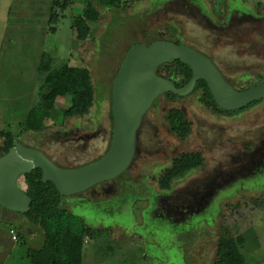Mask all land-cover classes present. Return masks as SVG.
<instances>
[{
    "label": "rangeland",
    "instance_id": "1",
    "mask_svg": "<svg viewBox=\"0 0 264 264\" xmlns=\"http://www.w3.org/2000/svg\"><path fill=\"white\" fill-rule=\"evenodd\" d=\"M53 2L0 0V126L21 141L44 142L60 160L64 154L70 163L94 160L100 156H93L96 148L95 154L109 148L113 83L126 53L137 43L172 37V26L179 30L176 38L211 44V52L224 59L227 75L237 87L245 86L244 76H264V51L256 54L264 36L256 37L261 30L252 20L250 42H244L248 55L241 57L237 43L225 42L226 37L208 25L202 28L201 19L225 25L245 13L258 20L264 16V0H140L125 10L101 8L102 18L91 23L92 33L84 42L77 39L72 24L76 8L84 7L85 1L69 0L65 9L55 8ZM43 60L51 68L68 64L90 69L95 103L89 114L62 117L70 98H46L47 89H41L46 76L40 68ZM160 70L169 76L165 66ZM173 107L181 108L193 122L185 141L167 123L166 114ZM31 112L45 125L40 133L24 131ZM77 126L107 129L101 138L108 146L102 149L104 140L99 137L90 152H82L54 141L58 130ZM210 131L217 134L208 144L204 138L212 137ZM139 137L137 156L125 173L66 198L75 216L110 232L106 238H87L84 263L213 264L220 235L228 230L237 236L246 264H264V142L258 140L264 141V100L226 117L212 113L198 93L178 99L163 94L146 113ZM181 151H202L204 165L176 180L172 190H162L161 168ZM19 185L27 189L24 177ZM43 241L40 227L0 207V264H29L28 248H40Z\"/></svg>",
    "mask_w": 264,
    "mask_h": 264
},
{
    "label": "trees",
    "instance_id": "2",
    "mask_svg": "<svg viewBox=\"0 0 264 264\" xmlns=\"http://www.w3.org/2000/svg\"><path fill=\"white\" fill-rule=\"evenodd\" d=\"M84 1V7L76 8L72 24L77 33V39L81 42L90 37L92 33L91 23H98L101 20V8L125 10L140 0ZM53 4L55 8L65 9L69 5V0H54ZM174 32L175 30H172V33ZM176 43L179 44V41ZM41 64L40 68L46 73L41 85L42 90L47 89L46 98H70V106L64 109L62 117L68 119L87 115L95 103V86L90 69L68 64L51 68L45 60ZM163 66L168 70L169 76L167 78L173 80L177 87L185 86L192 77L191 68L180 60L171 64H163ZM263 81L264 76L239 90L247 89ZM193 93L200 94L201 102L214 112L228 114L236 112L221 109L204 80L197 82ZM167 95L171 99L184 97L173 93H167ZM256 103L258 101L249 106ZM166 120L172 132L182 140L186 139L192 132V121L181 108L173 107L169 109ZM42 122L36 120L31 112L26 119L24 131L40 133L45 129ZM18 139L11 130L3 129L0 126V156L8 153L10 148L14 146V141ZM204 160L205 158L201 152H183L176 156L171 166L164 169L160 174L158 178L160 188L169 190L175 179L201 167ZM42 176L43 173L40 168L34 169L24 176L27 186L26 191L32 198V203L27 213H17L43 231L44 241L42 246L40 248H28L27 250L29 264H86L83 257L87 238L97 240L102 237H109V229L108 227L95 228L82 218L75 216L67 207V197L62 196L52 182H42ZM17 229L19 230V228ZM18 235L19 237L23 236L21 230H19ZM213 264H246L237 236L228 230L220 235L217 256Z\"/></svg>",
    "mask_w": 264,
    "mask_h": 264
},
{
    "label": "water",
    "instance_id": "3",
    "mask_svg": "<svg viewBox=\"0 0 264 264\" xmlns=\"http://www.w3.org/2000/svg\"><path fill=\"white\" fill-rule=\"evenodd\" d=\"M177 60L192 70L190 81L183 87L157 72L161 65ZM199 80L207 82L217 105L226 111H237L264 100V81L238 90L209 57L184 43L161 39L150 44L137 43L129 48L114 79L113 131L107 152L85 165L64 168L38 148L15 140L8 153L0 156V207L22 214L30 210L32 198L19 185V179L38 168L43 173L42 182H52L66 197L115 179L131 165L137 131L155 100L165 93L185 97Z\"/></svg>",
    "mask_w": 264,
    "mask_h": 264
},
{
    "label": "flooded vegetation",
    "instance_id": "4",
    "mask_svg": "<svg viewBox=\"0 0 264 264\" xmlns=\"http://www.w3.org/2000/svg\"><path fill=\"white\" fill-rule=\"evenodd\" d=\"M241 13V12H240ZM234 14V13H233ZM201 19H202V28H205L206 27V25H208L209 26V30H213L214 31V33L216 34V33H219L220 34V36H224V38H225V42H227V43H237L236 44V47L237 48H239L240 49V51L241 52H239L238 51V55H240L241 57H244V56H247L248 55V49H249V46H246V45H244V42H250V33H251V31L252 30H254V27H250L249 26V22L252 20V22L255 24V25H257V27H258V30H261V32L260 33H257V36L256 37H259V39H260V37L262 38V36H264V26H263V28L262 29H260L261 28V26L264 24V16H262V17H259L258 18V20H255V18L253 19V17H251L249 14H245V13H241V15L237 18V20H234L233 19V22L232 23H227V24H225V25H218V24H216V22H214V21H209L207 18H205V17H203V16H201ZM230 21V20H229ZM257 27L255 28V30L257 29ZM251 28V30H249ZM170 29L171 30H175V32L174 33H172V37H165V38H163V37H160L159 39H157V40H169V41H173V42H177V41H179V44H182V43H184V44H186V45H188V46H190V47H192V48H194V49H196V50H198L199 52H201V53H203L204 55H206L207 57H209L215 64H216V66L220 69V71L222 72V74H223V76L225 77V79L230 83V84H232L235 88H237L238 90L240 89V88H242V87H237L236 86V84H234V82L231 80V78L227 75V72H226V70H225V68H224V66H223V64H224V59L220 56V54L219 53H215L214 54V52H211V50L213 49V46H211V44H209L208 45V43L207 42H192V43H188V42H185L183 39H181V38H176V35H177V33H179L178 31V28L176 27V26H172V27H170ZM213 33V32H212ZM176 34V35H175ZM174 36V37H173ZM236 41V42H235ZM214 42V41H213ZM141 43H147V44H150V42H141ZM152 43V42H151ZM253 43H255V42H253ZM256 43H258V42H256ZM262 45V46H261ZM261 45L259 46H257V51H256V54L257 55H259L260 54V52H261V49L264 51V42L263 43H261ZM256 47V44H254L253 45V49ZM211 53V54H210ZM213 53V54H212ZM254 59H257L256 57H254ZM240 63H242V64H244V63H250V62H248L247 60H236V64H240ZM163 66V65H162ZM162 66H160L159 68H158V74L159 75H161V76H163V77H167V75L166 74H164V73H162L161 72V70H160V68L162 67ZM241 69H245V66L243 65L242 67H241ZM260 77H263V76H257V78H254V79H251L250 78V76H247V77H243L242 79H244V81H245V85H248V84H250L251 82H253V81H255V80H257L258 78H260ZM165 94H167V93H165ZM153 106V105H152ZM249 106V105H248ZM250 107V106H249ZM248 107V108H249ZM247 109V107L246 108H243L242 110H237L235 113H233V114H228V113H217V112H214V111H212V110H210L212 113H214L215 115H219V116H226V117H228V116H233L234 114H236V113H240V112H242V111H244V110H246ZM149 111V110H148ZM90 113V112H89ZM88 113V114H89ZM146 115V114H145ZM145 115H144V117H145ZM112 109H111V118H112ZM82 117H84V116H82ZM144 117H143V120H142V123H141V126L139 127V129H138V131H137V138H136V153H135V156H134V159L136 158V156H137V153H138V145H139V139H140V132H141V129H142V126H143V122H144ZM188 117V116H187ZM73 118V117H72ZM149 127H151L150 126V124H149ZM192 131H193V122H192ZM106 132H107V129H105V128H103L102 126H96V127H94V129L93 128H91V127H89V126H87V127H84V126H77V127H75L74 129H69V130H62V129H60V130H58L56 133H55V136H54V141L55 142H60L61 143V145L63 146V147H65V146H69V147H74L76 150H78V151H82V152H90V146H91V143L93 142H95L96 140H98L99 139V137L101 138V136H106ZM203 132H207L208 133V131L206 130H203ZM173 133V132H172ZM206 133V134H207ZM192 134V132L190 133V135ZM210 134L212 135H215V134H217V133H214L213 131H210ZM176 135V134H175ZM189 135V136H190ZM212 135V137L210 138L209 136H207V137H205L204 139H206L205 140V142L207 141L208 142V144H211V143H213L214 142V139L216 138L215 136H213ZM104 136V137H105ZM149 136H150V138H154L155 137V133H150L149 134ZM189 136L186 138V139H184V141L185 140H187L188 138H189ZM104 137H102L101 138V140H104V147L102 148V149H104L105 147H107L108 146V141H106L107 139H105ZM146 137H147V135H146ZM178 137V136H177ZM215 137V138H214ZM180 139V138H179ZM20 142H22L24 145H26V146H29V147H34V148H38L39 150H41V151H43L51 160H53L57 165H59V166H61V167H64V168H75V167H79V166H82V165H85V164H87V163H90V162H92V161H95V160H97V159H99L101 156H103L106 152H107V150L106 151H104V152H102V154H95L96 153V151H98L99 149L98 148H96V150L92 153L93 154V156L95 157L96 155H100V156H98L97 158H95L94 160H92V158H90V159H84L83 161H80V162H78V163H70L67 159V156L64 154V158H62V160H60L59 158H57L56 156H54V155H52V154H50V152H49V150H48V148L45 146L46 144L44 143V142H39V143H28V142H24V141H21V139H18ZM45 139H43V141H44ZM182 140V139H181ZM258 140L259 141H261V144L264 142L263 141V139L262 138H258ZM258 140H256L255 142H254V144L256 145V144H258ZM154 143H156V141H153ZM263 145V144H262ZM252 148H254V147H252ZM67 150V149H66ZM184 151H181V152H178V153H176L173 157H172V159H171V164H172V162H173V160H174V158L176 157V156H178V155H180L181 153H183ZM190 152H201L202 153V155H203V152L202 151H190ZM204 156V155H203ZM205 158V157H204ZM134 159H133V161H134ZM133 161H132V163H133ZM204 162H205V160H204ZM131 163V164H132ZM171 164L169 165V166H171ZM204 165V164H203ZM203 165L201 166V167H199V168H202L203 167ZM169 166H166V167H163V168H161V173H162V171L164 170V169H166L167 167H169ZM196 169H198V168H196ZM196 169H193V170H196ZM193 170H191V171H193ZM191 171H189L188 173H190ZM258 171H260L259 173H261V169L260 170H258ZM126 172V171H125ZM124 172V173H125ZM188 173H186L183 177H181V178H178V179H175L174 181H173V184H174V182L176 181V180H181V179H184L187 175H188ZM123 174V173H122ZM121 174V175H122ZM121 175H119L118 177H116L115 179H112V180H116L117 178H119ZM110 181V180H109ZM105 182H107V181H105ZM101 183H104V182H101ZM101 183H99V184H101ZM99 184H97V185H99ZM173 184H172V186H171V188L169 189V190H167V191H170V190H172V188H173ZM97 185H95V186H93V187H91V188H94V187H96ZM90 188V189H91ZM89 190V189H88ZM87 191V190H86ZM86 191H84V192H86ZM81 193H83V192H81ZM81 193H78V194H81ZM78 194H74V195H72V196H67V198H69V197H73V196H78ZM125 198L127 199V196H125ZM87 202V201H86ZM84 202H82V203H80V204H83ZM169 213V211L167 212V214ZM170 221H173L174 219L173 218H170L169 219ZM106 228V227H105Z\"/></svg>",
    "mask_w": 264,
    "mask_h": 264
},
{
    "label": "built area",
    "instance_id": "5",
    "mask_svg": "<svg viewBox=\"0 0 264 264\" xmlns=\"http://www.w3.org/2000/svg\"><path fill=\"white\" fill-rule=\"evenodd\" d=\"M14 238H16V236H14Z\"/></svg>",
    "mask_w": 264,
    "mask_h": 264
}]
</instances>
